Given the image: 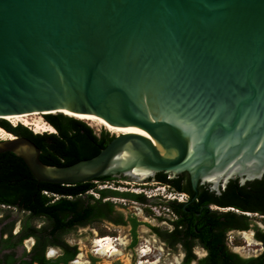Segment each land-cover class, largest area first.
I'll use <instances>...</instances> for the list:
<instances>
[{
  "label": "water",
  "instance_id": "95a60500",
  "mask_svg": "<svg viewBox=\"0 0 264 264\" xmlns=\"http://www.w3.org/2000/svg\"><path fill=\"white\" fill-rule=\"evenodd\" d=\"M51 111L98 118L114 137L55 166L2 127L15 138L0 153L40 182L145 169L219 193L262 178L264 0H0V117Z\"/></svg>",
  "mask_w": 264,
  "mask_h": 264
},
{
  "label": "trees",
  "instance_id": "16d2710c",
  "mask_svg": "<svg viewBox=\"0 0 264 264\" xmlns=\"http://www.w3.org/2000/svg\"><path fill=\"white\" fill-rule=\"evenodd\" d=\"M48 122L54 127L55 133H33L27 126L21 124L10 127L8 121L1 119L0 126L14 129V135L23 136L31 140L39 149V159L48 165L66 166L81 159H86L96 155L114 137L106 130L96 133L94 129L85 121L61 113L47 114ZM9 131V130H8ZM17 133V134H16ZM156 175L161 182L170 183L177 189H181V179L187 180L188 191L194 194L189 177L186 173H181L172 179L166 178V173L158 172ZM111 176H104L98 179H109ZM93 180L76 184H60L37 181L28 168L12 152L0 153V201L13 203L16 195H22L28 203L33 214H46L50 219L49 232L54 233L58 228L62 231L73 227L75 224H83L88 221L91 211L92 200L95 198L88 194L86 198L79 197L86 191L95 189ZM47 190L61 195L56 201L47 203L49 200L42 191ZM7 191V192H5ZM101 197L120 193L133 200L145 201L141 193L117 192L116 190L101 189L98 191ZM197 196L187 206L183 202L175 201L173 206L176 213L181 217L176 221V232H183L197 238L207 247L210 252L208 263L211 264H264V229L256 224L252 226L255 230V237L263 244L261 254L255 258L242 259L236 254L228 253L226 248L222 251L223 257L216 260L219 255V244L221 233L216 229L223 225L248 229L251 220L246 213H256L264 216V176L260 179L240 184L238 180L231 179L219 193L209 190L207 185H197ZM70 196V197H68ZM218 199L223 207H232L239 213L227 211L222 213L223 219L219 215L210 212L206 208L200 209L204 203H209L213 199ZM98 200V199H96ZM95 200V201H96ZM187 213V214H186ZM187 216V222L184 218ZM134 222V220H133ZM135 225V222L133 223ZM179 226H183L182 229ZM220 232V231H219ZM76 251H72L69 256L62 259L66 263Z\"/></svg>",
  "mask_w": 264,
  "mask_h": 264
},
{
  "label": "flooded vegetation",
  "instance_id": "af4514ba",
  "mask_svg": "<svg viewBox=\"0 0 264 264\" xmlns=\"http://www.w3.org/2000/svg\"><path fill=\"white\" fill-rule=\"evenodd\" d=\"M44 120L47 124H50L47 120V116H43ZM51 125V124H50ZM52 126V125H51ZM53 127V126H52ZM7 130L11 132H15L14 129L6 127ZM54 128V127H53ZM30 129V128H29ZM17 134V133H16ZM40 155V153H39ZM176 176L170 177L168 174L166 175L167 179H172ZM100 178V177H99ZM129 177L127 176H118L109 179H92L95 185V199L92 200V208L89 213L88 221L83 224H75L73 227L67 229L66 231H62L61 229H57L53 234L49 232L50 227V219L46 214H33L31 213V209L28 207L27 201L23 199L22 195H16V199L13 203H8L5 201H0V264H76V262L81 261L82 264H109L110 259L123 255V250L125 248H130L134 251V254L140 258L139 261H150L149 257L154 256L155 262H158L165 254L172 255L177 257L175 258L176 264H211L208 263L210 252L205 247L199 239L192 238L191 235H186L183 232H176V221L181 218L175 211L173 206L176 200H162L163 206H165L171 213L172 217L158 215L156 219L158 220L157 224H151L148 221H142L138 214L134 211H130L123 208H118L115 203L112 202L110 198H124L130 201L140 202L143 204H148L154 202L155 198L151 196H145V201L133 200L127 198L120 193L114 195H106L101 197L98 192L101 189H110L116 190L112 188H106V185H102L97 188L96 182H113V181H122L126 180ZM144 179V178H143ZM146 181H156L157 183L163 184L171 188L177 193H181L185 195V200H180L179 202H183V206L185 207L189 205L196 198V190H194V194L188 191L187 180L184 177L181 179V189H177L174 185L170 183L161 182L160 178L154 174L152 176L146 177ZM199 185V184H198ZM207 185L208 184H200ZM224 188V187H223ZM223 188L219 187V192ZM93 190V189H91ZM4 191V190H2ZM0 191V195L3 192ZM86 191L84 194H79V197L86 198L88 192ZM117 192H124L118 191ZM7 192V191H5ZM127 192V191H125ZM42 193L46 197H50L47 203H52L61 197L59 194H55L53 192L43 190ZM70 197V196H68ZM98 199V200H96ZM96 200V201H95ZM220 201L216 198L209 203H204L200 209L206 208L212 213H216L219 215L220 220L223 219L222 213L227 212L225 208L232 207H223L220 205ZM215 207V208H214ZM219 208V210H217ZM234 209V208H233ZM236 210V209H235ZM187 214V213H186ZM259 215V214H258ZM262 216V215H261ZM133 220L135 225H133ZM167 222L166 229H160L158 226L159 222ZM184 223L187 222V216L184 218ZM97 223L102 224V226L107 230L106 232H101L98 230L95 225ZM144 225L147 228V231L150 235H152L155 240L158 242V246H153V250L157 249L155 253L152 250V246H150V242L146 240L145 244L139 245L138 239V227ZM88 227L90 231V237L88 242V249L85 253L80 252L78 248V244L76 241H69L65 239V234L77 229ZM111 228L115 230H127L124 237L118 235L111 234ZM180 229L183 226H179ZM253 232L251 236H253V240L257 241L260 244V251L256 255L252 256H243L239 254L237 251L231 250L227 243V237L230 232L240 231L246 232V229H240L235 227H226L223 228V225H220L216 231L221 233V242L219 244L220 253L216 260H220L223 257V250L226 248L228 253L236 254L238 257L242 259H250L259 256L263 250V244L260 240L255 237V230L252 228ZM220 231V232H219ZM108 237L115 244V248L118 249V254H114L112 256L107 252L101 253L100 244H97L95 241L97 239H103ZM119 238L124 240V244H120ZM147 250L146 252H141L142 250ZM72 251H76L74 255L67 260L66 263H63L62 259L66 258L70 255ZM175 252H177L175 254ZM81 254V257L79 255ZM79 258V259H78ZM138 261V262H139ZM113 264H119L118 261Z\"/></svg>",
  "mask_w": 264,
  "mask_h": 264
},
{
  "label": "rangeland",
  "instance_id": "374dc122",
  "mask_svg": "<svg viewBox=\"0 0 264 264\" xmlns=\"http://www.w3.org/2000/svg\"><path fill=\"white\" fill-rule=\"evenodd\" d=\"M38 114L30 115V117L32 119H39L38 117L41 116V120H43L44 123H47L43 118L44 115L42 114L38 115ZM86 122L94 129L96 133H99L100 130L107 131V129L104 128L102 125L92 123L90 121H86ZM17 124H21V123H17ZM27 128H30V130L33 133H44V132L55 133L56 132L55 129H53V131H40V130L34 131L31 125L29 126L27 125ZM169 176L172 177L171 175ZM146 180H147L146 178L142 180H138V181L133 180L132 178H128L122 181H113V182H104V183L96 182V185L98 188L105 184L106 188L110 187L118 191L142 193L145 196H151L152 198H155L153 200L154 202L148 203V204L130 201L124 198L121 199V198L112 197L110 199L112 200L113 203L116 204L118 208H123V209H127L130 211H134L136 214H138V216L140 217L142 221H148L151 224H157L158 220L156 219V217L158 215L163 216L165 214V216L169 215L170 217H172L170 211L165 206H163V204L161 203L162 200H172L173 199L179 202L180 200H185V195L181 193H177L171 188H169L168 186L157 183L156 181L147 182ZM95 193H96L95 189L90 190L88 192V194H91L93 196L96 195ZM225 209L232 211V212L239 213L237 210L233 208H225ZM217 210H219V208H217ZM246 214H248V217H250V220H251V224L249 228L246 229V232L250 233V237L252 239L251 244L250 245L247 244L248 242L245 239L243 232H240V231L230 232L227 237V243L231 250L237 251L239 254L243 256H252V255H256L261 249L260 244L257 241L253 240V236H251V233L253 232L252 226L256 224L259 228L264 229V216L258 215L256 213H246ZM158 225H159L158 227L162 230L167 228V222H164V221L159 222ZM95 227L101 232L107 231L100 223H97ZM126 231L125 230L119 231V230H115L111 228L110 232L113 235H118L120 233L119 235L121 237H124V235L127 233ZM137 232H138V239H139L140 246L146 243L145 239H147L150 242V246H152V250H153V246L157 247L159 245L158 242L155 240V238L148 233L147 228H145L144 225L139 226ZM64 236H65V239L69 241H76L80 252L85 253L86 250L88 249V245H89L88 242H89V237H90V231L88 230V227L74 229L66 233ZM124 243L125 242L123 240V244ZM153 251L156 253L157 249ZM176 253L177 252H175V254ZM79 257H81V254L79 255ZM174 257H177V254L176 256H173V257L171 254L167 256H165L164 254L163 256H161L160 260L156 262V264H176ZM153 259H155L154 256L149 257L150 261H155ZM139 260L140 258L134 254V251L132 249L125 248V250H123L122 257L118 256L113 259H110L109 264H113L114 262H117V261L119 264H138ZM76 264H82V262L80 261V263H76Z\"/></svg>",
  "mask_w": 264,
  "mask_h": 264
},
{
  "label": "bare ground",
  "instance_id": "6f19581e",
  "mask_svg": "<svg viewBox=\"0 0 264 264\" xmlns=\"http://www.w3.org/2000/svg\"><path fill=\"white\" fill-rule=\"evenodd\" d=\"M39 113V114H38ZM47 113H54V111L51 112H33V113H29V114H15V115H4L2 117H0V120H6L8 121L10 124H17V123H21L25 126H29L31 125L34 129V131H53V127L47 123H44L43 120H41V116H39V119H32L30 117V115L33 114H38V115H44ZM62 114L66 115V116H71L77 119H81V120H85V121H90L92 123H96L99 125H102L104 128H106L103 123L101 122L100 119L98 118H93V117H89V116H76L74 114H71L69 112L66 111H62ZM14 139L15 136L12 133H9L7 131H5L1 126H0V139ZM148 171L145 169H139L137 171H134L133 174H136L137 177L142 180L143 178L146 177ZM218 177H208V180H212V181H216ZM243 235L245 237V239L247 240V244L250 245L252 242V239L250 237V233L248 232H243ZM120 244H123V240L121 238H119ZM97 244H100V249H101V253H109L110 256L114 255V254H118V249L115 248V244L112 240H110L108 237L103 238V239H97L95 241ZM144 249V248H143ZM147 250H142L141 252H146ZM76 263H80V261L76 262ZM156 264L155 261H139L138 264Z\"/></svg>",
  "mask_w": 264,
  "mask_h": 264
},
{
  "label": "snow or ice",
  "instance_id": "6c2138e0",
  "mask_svg": "<svg viewBox=\"0 0 264 264\" xmlns=\"http://www.w3.org/2000/svg\"><path fill=\"white\" fill-rule=\"evenodd\" d=\"M131 131H138L137 129H131Z\"/></svg>",
  "mask_w": 264,
  "mask_h": 264
},
{
  "label": "built area",
  "instance_id": "2783aa9c",
  "mask_svg": "<svg viewBox=\"0 0 264 264\" xmlns=\"http://www.w3.org/2000/svg\"><path fill=\"white\" fill-rule=\"evenodd\" d=\"M104 186V185H103ZM101 187V186H100Z\"/></svg>",
  "mask_w": 264,
  "mask_h": 264
}]
</instances>
